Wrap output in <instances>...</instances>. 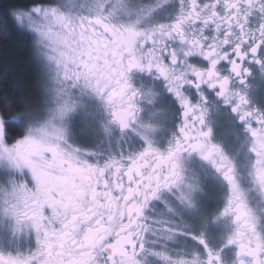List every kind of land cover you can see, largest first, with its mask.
I'll return each mask as SVG.
<instances>
[{"label":"snow or ice","instance_id":"1","mask_svg":"<svg viewBox=\"0 0 264 264\" xmlns=\"http://www.w3.org/2000/svg\"><path fill=\"white\" fill-rule=\"evenodd\" d=\"M37 97L0 99V264H264V0H21Z\"/></svg>","mask_w":264,"mask_h":264},{"label":"trees","instance_id":"2","mask_svg":"<svg viewBox=\"0 0 264 264\" xmlns=\"http://www.w3.org/2000/svg\"><path fill=\"white\" fill-rule=\"evenodd\" d=\"M21 0H0V99L5 95L37 97L38 68L30 36L13 27L8 13Z\"/></svg>","mask_w":264,"mask_h":264}]
</instances>
